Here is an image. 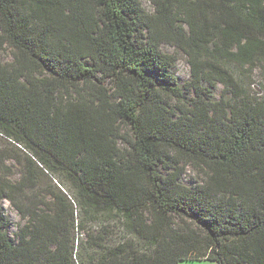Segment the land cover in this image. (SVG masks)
I'll use <instances>...</instances> for the list:
<instances>
[{
  "label": "trees",
  "instance_id": "16d2710c",
  "mask_svg": "<svg viewBox=\"0 0 264 264\" xmlns=\"http://www.w3.org/2000/svg\"><path fill=\"white\" fill-rule=\"evenodd\" d=\"M151 1L149 15L139 0H0V136L25 153L29 173L37 164L62 174L83 206L121 215L142 241L89 264H264V105H247L216 58L264 55V0ZM164 44L190 64L195 97L176 109L177 58ZM217 82L232 99L203 88ZM185 164L200 185L181 184ZM18 188L0 183V264H77L65 195L47 215L16 202ZM4 197L29 219L16 244Z\"/></svg>",
  "mask_w": 264,
  "mask_h": 264
},
{
  "label": "rangeland",
  "instance_id": "374dc122",
  "mask_svg": "<svg viewBox=\"0 0 264 264\" xmlns=\"http://www.w3.org/2000/svg\"><path fill=\"white\" fill-rule=\"evenodd\" d=\"M139 1L147 14L151 15L154 13L151 0ZM161 50L168 55L174 54L177 58L172 73L179 88L177 90L178 96L177 98L171 97L168 100L169 107L176 109L179 101L189 103L195 97V93L191 88H187L191 81L190 64L187 55L171 45L164 44L161 46ZM216 58L218 59V63L227 69L238 82L241 94L247 105L250 107L264 105V55H258L248 65L228 61L224 56L218 54ZM1 59L4 62L9 61L10 54L4 52L1 55ZM157 79L158 85L163 86L161 78L157 77ZM110 85L109 81L106 82L107 87H110ZM203 88L210 91L214 101H218L221 97L229 101L234 96L229 92L226 93L224 86L220 82H217L216 86L212 89H209L206 85ZM122 132L128 137L131 134L128 125L122 127ZM119 144L121 145L122 143L119 142ZM1 151L6 152L7 157L4 163L0 161V183L6 182L16 186L22 183L24 189H16L13 197L22 207L34 210L40 209L41 212L48 215L52 214L57 208V204L54 202L55 195L62 194L68 199L71 206L69 208L73 213L71 238L74 243L73 260L75 263L89 264L92 259H97L104 249H111L117 243L130 242L131 245H142V241L131 230L127 220L121 215L108 212L104 214L103 211H93L88 206H86L87 208L83 206L74 183L66 179L62 174L48 169L45 172L44 167L40 168L37 164H35L36 167L29 173L26 166L25 153L16 145L0 136ZM172 163L168 162L167 165L159 166L157 169L159 174L165 176L170 173L175 164ZM202 181L203 178L199 171L193 165L185 164L184 172L180 179L181 184L186 187H194L200 185ZM1 209L3 215L9 219V226L4 229V233L16 244L18 242V232L29 222V219L28 217H21L6 197L1 201ZM192 218L191 216L186 220L189 227L195 229L197 232L206 233V229L198 226L197 220ZM174 222L181 223L177 217L174 219ZM179 264L216 263L203 260H186Z\"/></svg>",
  "mask_w": 264,
  "mask_h": 264
}]
</instances>
